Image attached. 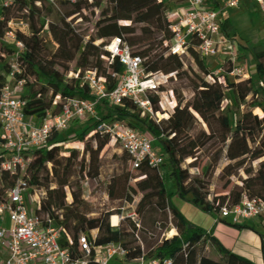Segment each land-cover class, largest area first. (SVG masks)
<instances>
[{
  "label": "trees",
  "instance_id": "obj_1",
  "mask_svg": "<svg viewBox=\"0 0 264 264\" xmlns=\"http://www.w3.org/2000/svg\"><path fill=\"white\" fill-rule=\"evenodd\" d=\"M185 1L56 2L70 4V11L62 16L55 14L52 21L51 8L45 0H12L10 7L1 13L8 20H24L28 26L27 33H16L17 39L26 48L19 63L22 69L20 79L24 81L26 89L21 97L25 116L42 117L51 108L55 97L59 98L56 108H61L68 100L94 101L86 87L80 85L78 72L94 71L112 89L115 82L110 75L123 72V66L117 59L113 58L110 62L109 54L104 50L114 38L126 43L134 55L148 59L144 66L147 75L173 74L165 84L171 78L181 81L178 86L168 89L172 91L176 104L170 110L173 114L166 112L167 118L151 125L148 116L129 101H124L121 107L116 108L99 101L95 104L98 120H86L85 130L72 138L83 145L81 152L71 149L66 156L62 144L67 136L62 138V135L56 134L51 137L47 148L32 152L37 161L32 165L27 163L22 180L26 187L44 193L34 213L42 224L51 220L61 228L60 246L66 249L72 260L85 258L78 246L79 237L83 235L93 247L114 244L127 253L137 252L126 259L127 262L136 258L161 260L184 256V264H253L225 252L208 234L187 222L171 203L170 197L176 195L201 212L208 213L215 221H222L219 218L221 208L235 205L243 194L264 200V45L260 42L240 44L242 53L249 60L250 69L246 76L235 78L237 81L234 79L233 83L227 79L230 67L226 63L222 65L220 82L211 75L202 63L198 42L194 38L190 39L181 57L164 54L166 57L163 61L153 64L157 57V46L171 38L165 11L170 4L178 5ZM205 4L218 11L221 0H205ZM88 9H100V12L92 33L84 41L83 35L71 27L70 19L81 16ZM221 20V32L229 38L233 30L230 20L224 13ZM5 30L6 26L0 22V72L5 70L4 61L12 53L1 44ZM44 32L58 45L59 49L55 52L44 54L46 49L41 36ZM157 33H161L162 38L153 40ZM3 83V76L0 75V88ZM161 87L163 85L159 87L160 91ZM183 90L189 92L191 98L180 108ZM228 92L249 95L241 111L238 106L225 103ZM254 111H258L261 117L254 115ZM230 114L236 120L232 132L228 121ZM197 120L202 121L208 136L216 143L212 169H215L216 158L225 151L226 159L234 164L226 165L221 175L236 177L240 169L244 174V178H239V184L223 196H215L211 202L208 201V184L204 174L189 173L204 144L200 136L205 135L202 130L189 135ZM98 121H123L150 138L153 149L158 147L163 158L159 166L160 173L158 171L145 180L134 182L136 187L132 188L129 184L132 177L149 169L147 161H143L138 169L131 170L130 157L120 146L95 132L94 126ZM255 143L257 149L251 150L249 144ZM108 144L119 149L123 155L121 158L114 156L111 170L106 173L99 156ZM3 157L0 151V163ZM187 160L191 162L185 164ZM247 161L259 164L252 170L245 168ZM55 171H58L57 176L53 174ZM101 175L104 176L100 183L103 194L109 202L119 205L111 209L112 213L95 208L85 198L79 185V181L95 180ZM18 177V173L0 170V203L7 202V194ZM167 183L172 194L168 192ZM137 196L139 198L134 210L130 211L134 216L129 217L130 212L122 213L121 204L131 205ZM112 215L119 217L114 230L108 224ZM227 225L236 230H253L242 224ZM91 232L96 235L87 237ZM170 232L172 234L169 236ZM258 236L264 264V235ZM205 239L221 257L220 261L198 255L197 247ZM93 257L94 252L90 250L88 264H96L92 261Z\"/></svg>",
  "mask_w": 264,
  "mask_h": 264
},
{
  "label": "built area",
  "instance_id": "obj_2",
  "mask_svg": "<svg viewBox=\"0 0 264 264\" xmlns=\"http://www.w3.org/2000/svg\"><path fill=\"white\" fill-rule=\"evenodd\" d=\"M11 1L0 2V22L6 26L1 44L12 52L4 61L5 70L0 72L4 80L0 88V151L4 156L0 170L18 173L19 177L7 194V202L0 203V214L8 217V228L0 229V246L6 254L0 264H88L90 250L94 252L92 261L96 264H184V256L161 260L136 258L127 262L126 259L137 252L127 253L114 244L93 247L83 235L79 237L78 246L85 258L72 260L66 249L60 246L61 228L51 220L42 224L35 213L30 212L28 205L31 202L38 205L44 194L26 187L22 180L27 158L34 150L47 148L54 134L60 136L74 122H83L90 118L98 120L95 104L99 101L113 108L121 107L124 101H129L142 114L148 116L151 125L160 120L156 112H163L162 115L167 118L165 111L175 107V100L171 90L162 92L159 87L169 77H173V74L147 75L144 66L148 59L134 55L126 43L120 38H114L104 50L109 54L110 62L113 58L117 59L123 66V72L110 75L115 82L112 89L94 71L78 72L80 85L86 87L94 101L68 100L61 108H56L59 98L55 97L51 108L42 117L25 116L21 97L26 89L24 81L20 79L22 69L19 63L26 48L17 39L16 33H27L28 26L25 21L8 20L1 16L3 10L10 7ZM45 1L51 4L74 2ZM241 1L246 0H221L218 11L208 7L205 0H186L182 5L170 4L164 14L171 38L157 46L156 56L168 54L181 57L190 39L194 38L198 42L203 65L219 82L216 73L222 72L224 63L230 67L227 77L243 78L248 73L246 56L232 37L226 38L221 32V15L228 9L238 8ZM249 1L264 10V0ZM211 67L215 69L211 71ZM94 130L120 146L130 157L131 170L138 169L143 161H147L149 169L132 177V182L145 180L159 171L162 156L153 149L152 140L137 129L123 121H98ZM128 216L133 217V212ZM116 217L119 221V217ZM219 218L233 225L250 221L264 223V200L243 194L235 205L221 208ZM110 228L114 230L116 226L110 225Z\"/></svg>",
  "mask_w": 264,
  "mask_h": 264
},
{
  "label": "rangeland",
  "instance_id": "obj_3",
  "mask_svg": "<svg viewBox=\"0 0 264 264\" xmlns=\"http://www.w3.org/2000/svg\"><path fill=\"white\" fill-rule=\"evenodd\" d=\"M183 3H179L178 5H182ZM47 4L51 8L52 18H50V20L52 21L55 14H57L58 16H62L70 11V4H61V3H52V4L47 3ZM99 12L100 9H96V10L88 9L83 11L81 16L70 19L71 27L83 35L84 41L88 40L90 34L92 33L94 23L97 21L99 16ZM227 15L229 16L230 24L233 27L232 33L229 35V37H232L233 41H236L238 39L241 40L240 43L260 42L261 44L264 45V10H262L256 5H253L249 0H246V1H241L240 4L238 5V8L228 9ZM22 21L24 22V20ZM136 34H139V32H136ZM41 36L44 40V46L46 49L44 54H47L49 52H55L56 50L59 49L58 45H56L50 39L49 35L46 34V32L42 33ZM160 38H162L161 33H157L153 36V40H159ZM64 49L65 47L63 48V50ZM165 57H166L165 55H159L155 57L153 60V64L160 63L161 61L164 60ZM70 64L74 65V62H71ZM185 64L187 65L186 60H185ZM245 65L246 68L249 67V60L247 57H245ZM214 69H215L214 67H211L210 70L213 71ZM216 74H217L216 76L219 77L223 74V71L218 72ZM227 79L229 82L232 83L234 82V79L231 77H227ZM30 82L33 81L30 80ZM180 83H181L180 80L176 78L175 79L171 78L167 84L161 87V91L165 92L168 89L172 88L173 86H178ZM181 96H182V100L180 103V108H182L183 105L191 98V94L183 90ZM248 97L249 95L246 96H243L242 94L234 95L231 92H228L226 95L225 103L236 105L239 107V110L241 111L243 105L248 100ZM175 104H176V100H175ZM165 112H167L170 115L173 114L172 112H170V110H166ZM159 113L161 115L163 114V112L161 111ZM253 114L257 115L258 117H261V114L258 111H254ZM228 121L232 132L234 130V125L236 121L235 117L232 114H230ZM85 128H86V121L74 122L68 127L65 133L61 134L63 136L62 138L67 136L65 143L62 144L64 146L63 152L66 156H68V151L71 149H77L79 152L82 151L83 145L81 143L73 141L72 138L76 135H79L82 131L85 130ZM200 130H202L205 134L204 136L200 135L204 141V144L200 149L201 153L198 157V160L196 161L194 167L190 169L189 173L195 175L204 174L205 182L208 184V201L211 202L215 196H223L233 186L239 184V178H244V174L242 173V169H240L236 177L227 178L221 175V170L226 165L234 164L226 159L225 151H222V153L216 158L215 169H212L213 159L215 160V156H216L215 153L216 143L212 137L208 136L207 129L201 120H197V123L189 132V135H192L195 131L199 132ZM249 146L251 150L257 149V143L249 144ZM155 148H156L155 151L159 154L158 147ZM122 155L123 153L119 149H116L108 144L102 150L99 156V158L104 164L103 170L106 173H108L109 170H111L112 167L111 165L115 160L114 158L115 157L121 158ZM206 156H208V158ZM27 160H28L27 163L30 162V164L32 165L36 163L37 158H35L31 153L28 156ZM189 162H191V160H187L185 164ZM258 164H259L258 162L247 161L245 168H251L252 170H254L255 168H257ZM53 174L54 176H57L58 171L53 172ZM103 178L104 176L101 175L99 178L95 180L84 179L83 182L79 181V185L82 187L85 198L88 201H90L95 208L99 210L101 209L105 210L108 213H112L111 209L119 205L116 202H109L106 199L105 195L103 194V187L100 186V183L104 180ZM129 184L132 188L136 187V184L134 182H130ZM166 186L169 187V184L167 183ZM67 197H68V201H70L69 195H67ZM138 198L139 196L135 197L131 205L121 204L122 213L125 214L127 212L134 210ZM28 206L32 214L37 209L33 202H31ZM177 207L179 209H182V207L179 206V204L177 205ZM95 235H96L95 232H91L90 234L87 235V237L91 238L94 237ZM197 253L198 255L210 257L211 259L216 258L217 256L215 249L208 243L207 239L203 240L202 243L198 245ZM3 258H4V254L0 256V261H2ZM179 262L182 261L179 259ZM117 264L119 263L117 262Z\"/></svg>",
  "mask_w": 264,
  "mask_h": 264
},
{
  "label": "crops",
  "instance_id": "obj_4",
  "mask_svg": "<svg viewBox=\"0 0 264 264\" xmlns=\"http://www.w3.org/2000/svg\"><path fill=\"white\" fill-rule=\"evenodd\" d=\"M1 1L2 0H0V2ZM227 11L224 12L225 15H227ZM240 41L241 40L237 39L234 42H236V44L240 46ZM249 69L250 68L248 67L247 70ZM167 188L169 194H172L170 186H167ZM170 201L187 222L200 228L203 232L208 234V236L211 237L225 252L244 258L253 264H262L260 253V238L258 235H264V223L250 221L247 223H243L242 225L250 226L253 230H236L235 228L228 226L222 221H215V219L208 213L201 212L200 210L192 206L189 202L180 200L174 194L171 195ZM178 204L182 207V209H179L177 207ZM7 228L8 217L6 214H0V229ZM171 233L172 232H170V234ZM0 251V256L4 254L5 258L6 254L3 247L1 246ZM212 260L220 261L221 257L217 254L216 258H213Z\"/></svg>",
  "mask_w": 264,
  "mask_h": 264
},
{
  "label": "bare ground",
  "instance_id": "obj_5",
  "mask_svg": "<svg viewBox=\"0 0 264 264\" xmlns=\"http://www.w3.org/2000/svg\"><path fill=\"white\" fill-rule=\"evenodd\" d=\"M155 114H156V116H157L158 118H160V119H162V118H166L165 115H161V114L158 113V112H156ZM109 222H110V225H111L112 227H115V226H117L118 219H117V217H116L115 215H112V216L109 218ZM171 234H172V233H171ZM171 234H170V235H171Z\"/></svg>",
  "mask_w": 264,
  "mask_h": 264
}]
</instances>
